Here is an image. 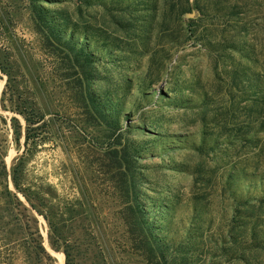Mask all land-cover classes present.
Wrapping results in <instances>:
<instances>
[{
    "label": "rangeland",
    "instance_id": "rangeland-1",
    "mask_svg": "<svg viewBox=\"0 0 264 264\" xmlns=\"http://www.w3.org/2000/svg\"><path fill=\"white\" fill-rule=\"evenodd\" d=\"M0 264H264V0H0Z\"/></svg>",
    "mask_w": 264,
    "mask_h": 264
}]
</instances>
